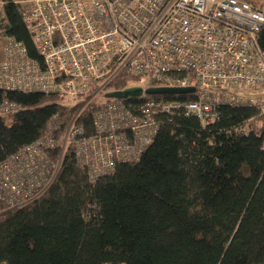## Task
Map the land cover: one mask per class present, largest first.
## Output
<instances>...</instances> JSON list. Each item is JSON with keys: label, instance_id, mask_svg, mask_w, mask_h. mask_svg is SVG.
I'll return each instance as SVG.
<instances>
[{"label": "built area", "instance_id": "built-area-1", "mask_svg": "<svg viewBox=\"0 0 264 264\" xmlns=\"http://www.w3.org/2000/svg\"><path fill=\"white\" fill-rule=\"evenodd\" d=\"M5 5L0 0V17ZM23 20L39 60L23 42L5 41L0 91L54 95L64 106L46 134L0 162V202L22 207L56 181L73 149L92 183L118 163L140 159L156 139L163 116L213 125L220 108H255L237 132L264 142V6L248 0H36ZM132 80L124 89L110 86ZM194 88L189 100L142 95L110 99L127 88ZM92 106V132L85 115ZM22 109L0 102V117ZM264 147V145H263ZM4 264V263H2Z\"/></svg>", "mask_w": 264, "mask_h": 264}, {"label": "trees", "instance_id": "trees-1", "mask_svg": "<svg viewBox=\"0 0 264 264\" xmlns=\"http://www.w3.org/2000/svg\"><path fill=\"white\" fill-rule=\"evenodd\" d=\"M4 1L0 38L23 42L39 60L24 6ZM257 39L264 48V27ZM3 100L22 109L0 117V162L65 114L54 95L0 91ZM94 111L85 115L90 133ZM252 117L259 119L255 108L227 106L207 127L194 117L163 116L138 161L118 163L95 183L68 149L42 196L14 209L0 202V264H264V142L237 132Z\"/></svg>", "mask_w": 264, "mask_h": 264}, {"label": "water", "instance_id": "water-1", "mask_svg": "<svg viewBox=\"0 0 264 264\" xmlns=\"http://www.w3.org/2000/svg\"><path fill=\"white\" fill-rule=\"evenodd\" d=\"M194 88H148L143 90L140 87L127 88L122 91L110 92L106 94V98L110 99H132L140 96H176L187 93H193Z\"/></svg>", "mask_w": 264, "mask_h": 264}, {"label": "rangeland", "instance_id": "rangeland-1", "mask_svg": "<svg viewBox=\"0 0 264 264\" xmlns=\"http://www.w3.org/2000/svg\"><path fill=\"white\" fill-rule=\"evenodd\" d=\"M23 1H25L26 3H33L34 2V0H23ZM248 1H251V2L255 1V3H263L264 2V0H248ZM28 5H30V4H25V7L28 6ZM4 46H5L4 39H0V60L3 59Z\"/></svg>", "mask_w": 264, "mask_h": 264}, {"label": "crops", "instance_id": "crops-1", "mask_svg": "<svg viewBox=\"0 0 264 264\" xmlns=\"http://www.w3.org/2000/svg\"><path fill=\"white\" fill-rule=\"evenodd\" d=\"M16 3H21L22 5H24L25 6V4H31V3H26L25 1H23V0H14ZM34 1H36V0H34ZM255 2V1H254ZM260 4H262V3H260ZM0 39H3V38H0ZM3 57H4V55H3ZM2 60V59H1ZM0 60V61H1Z\"/></svg>", "mask_w": 264, "mask_h": 264}]
</instances>
